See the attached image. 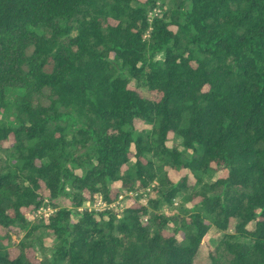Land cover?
Segmentation results:
<instances>
[{
  "label": "trees",
  "instance_id": "1",
  "mask_svg": "<svg viewBox=\"0 0 264 264\" xmlns=\"http://www.w3.org/2000/svg\"><path fill=\"white\" fill-rule=\"evenodd\" d=\"M8 107L0 264H264V0H0Z\"/></svg>",
  "mask_w": 264,
  "mask_h": 264
},
{
  "label": "rangeland",
  "instance_id": "2",
  "mask_svg": "<svg viewBox=\"0 0 264 264\" xmlns=\"http://www.w3.org/2000/svg\"><path fill=\"white\" fill-rule=\"evenodd\" d=\"M0 116H3L6 118V120L10 121L13 118V114L12 111L10 110V108H5L3 110L0 111ZM218 174V173H217ZM216 174V175H217ZM215 177V174L212 175V178ZM135 193H127V194H122L119 196L118 200L116 202H114L112 205L115 208H121L122 206L131 203L133 200L132 196ZM129 195H132L131 197ZM144 196L142 197V201L146 202L147 201V194H143ZM179 198H175L174 201V206H179ZM88 207H94L95 209H103L104 206L102 204L99 203V199L92 201V202H87L85 204ZM177 209V208H176ZM176 209H173L170 211V209H167V212H176ZM52 211V209L50 207H41L40 209H38L34 216H32V220L33 221H38V220H43L44 218H46L48 216V214ZM220 235L219 230L215 227L212 226L209 230L208 236H207V241L205 242L204 246H203V250L208 249V247L213 246L215 244V238L218 237ZM14 239H16V235L13 236Z\"/></svg>",
  "mask_w": 264,
  "mask_h": 264
},
{
  "label": "built area",
  "instance_id": "3",
  "mask_svg": "<svg viewBox=\"0 0 264 264\" xmlns=\"http://www.w3.org/2000/svg\"><path fill=\"white\" fill-rule=\"evenodd\" d=\"M99 203L102 204L103 206H105V202L102 200V198H99Z\"/></svg>",
  "mask_w": 264,
  "mask_h": 264
}]
</instances>
